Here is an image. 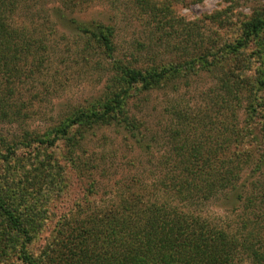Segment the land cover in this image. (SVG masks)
Returning <instances> with one entry per match:
<instances>
[{
	"label": "trees",
	"instance_id": "trees-1",
	"mask_svg": "<svg viewBox=\"0 0 264 264\" xmlns=\"http://www.w3.org/2000/svg\"><path fill=\"white\" fill-rule=\"evenodd\" d=\"M94 1L0 0V121L23 115L18 84L42 67L48 30L74 28L85 52L109 60L111 71L100 97L44 133L27 130L14 141L0 134V264H264V194L247 191L241 181L249 165L264 169V4L222 47L142 66L116 54L115 25L72 15ZM136 3L159 25L174 26L169 0ZM251 46L254 54L247 55ZM200 71L215 80L203 97L206 106H171L164 131L131 114L134 99L169 86L173 91L180 79ZM110 125L144 149L151 176L128 173L98 204L91 199L102 187L97 175L108 169L80 151L88 133ZM161 141L164 150L157 151ZM62 158L88 181L90 194L57 221L38 252L35 241L50 204L66 194L71 178ZM233 191L245 209L241 226L218 223L203 211Z\"/></svg>",
	"mask_w": 264,
	"mask_h": 264
},
{
	"label": "rangeland",
	"instance_id": "rangeland-1",
	"mask_svg": "<svg viewBox=\"0 0 264 264\" xmlns=\"http://www.w3.org/2000/svg\"><path fill=\"white\" fill-rule=\"evenodd\" d=\"M169 4L177 20L174 26L166 25V28L146 11L143 12L136 0H96L72 15L84 21L95 20L115 25L116 54L136 64L148 66L176 57L180 59L186 51L193 55L213 44L222 47L233 41L239 34L240 23L248 19L254 9L263 5L264 0H169ZM49 6L52 7V4ZM190 27L193 35L188 34ZM48 32L50 49L44 53L46 58L42 67L35 68L18 84L20 97L17 106L22 109L23 115L0 121V134L9 140L23 139L27 130L44 133L75 109L90 105L104 93L109 83V60L101 58L96 51L85 52L84 42L74 28L60 26L57 31ZM254 50L251 46L246 54L252 55ZM214 85V77L205 71L191 74L180 79L173 91L175 86H169L153 91L146 99H134L131 114L139 121L144 122L145 118L151 129L164 131L165 121L169 117L167 109L173 105L188 109L206 106L203 97ZM141 96L144 97V94ZM141 129L144 131V125ZM125 133L122 127L114 125L97 127L88 133L85 147L80 151L82 157H92L95 163L108 169L104 177L97 175L102 187L91 199L98 204L114 194L113 190L118 186L115 182L128 173L145 171L151 176L148 170L150 165L146 164L148 168L144 166V149L133 144L132 135L127 140ZM163 145L161 141L156 150H164ZM61 161L71 178L66 194L58 196L50 204L48 223L35 241L38 252L53 233L57 221L76 204H85V195L90 194L88 181L77 176L63 158ZM254 167L251 164L246 168L241 181L247 184V191L259 190L260 194H264V169L256 172ZM258 183H262L260 189ZM233 192L212 199L203 211L218 223L241 226L245 209L243 205L239 206L240 201ZM242 264L252 263L245 259Z\"/></svg>",
	"mask_w": 264,
	"mask_h": 264
}]
</instances>
